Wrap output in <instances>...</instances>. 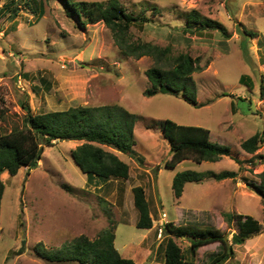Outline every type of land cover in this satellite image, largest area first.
<instances>
[{
  "label": "rangeland",
  "instance_id": "1",
  "mask_svg": "<svg viewBox=\"0 0 264 264\" xmlns=\"http://www.w3.org/2000/svg\"><path fill=\"white\" fill-rule=\"evenodd\" d=\"M121 1L129 11L151 18L143 29L132 28V40L162 47L170 44L175 53L187 52L198 59L203 68L194 80L197 101L203 105L168 93L145 95L151 86L146 71L155 59L125 55L104 23L87 21L85 27L80 26L74 15H67L62 0H0V134L23 126L22 102L34 113L118 103L139 116L136 155L115 151L130 166L127 180L106 182L98 176L89 180L72 156L81 143L75 140H56L45 146L38 165L30 170L21 168L13 176L0 174L6 184L0 264H73L50 258L66 254L81 234L95 238L111 222L115 245L123 256L137 264H163L168 221L177 226L217 228L232 242L238 228L228 226L223 212L264 219V201L252 186L261 182L264 145L254 154L241 147L245 139L264 129V98L260 97L264 0ZM194 10L222 23L229 36L218 29L182 31L187 14ZM244 28L257 34L249 37L248 59L241 47ZM243 75L249 82L240 81ZM168 118L208 128L210 140L233 148L234 158L223 156L202 163L187 159L167 168L171 154L162 123ZM186 169L233 170L237 176L188 181L182 196L176 198L173 177ZM137 185L144 186L151 204L154 223L150 229L136 226L132 188ZM175 240L183 249L190 245L186 237ZM233 246L236 255L224 264H264V230ZM220 249L218 241L202 246L194 264H207Z\"/></svg>",
  "mask_w": 264,
  "mask_h": 264
},
{
  "label": "trees",
  "instance_id": "2",
  "mask_svg": "<svg viewBox=\"0 0 264 264\" xmlns=\"http://www.w3.org/2000/svg\"><path fill=\"white\" fill-rule=\"evenodd\" d=\"M14 2V0H12ZM67 15H74L80 26L86 22H102L108 27L116 44L127 56L140 57L150 55L155 59L154 65L146 74L151 86L144 91L147 96L156 93H168L182 96L187 102L196 106L203 105L197 101V87L194 74L203 67L198 59L187 52L173 51L172 45L164 47L144 40H132V28L144 27L151 18L146 13L129 11L121 0L86 1L62 0ZM160 13L157 7H152ZM16 14V13H15ZM199 24L194 26L193 24ZM201 28L218 29L226 37L227 28L220 22L202 17L197 11L187 14V21L182 27L185 33L199 32ZM241 47L244 56L249 58L248 41L257 35L253 30L244 28L241 32ZM241 82H249L243 75ZM260 97L264 98V77L260 80ZM25 109L23 126L15 127L10 132L0 134V174L8 172L16 175L21 168L28 170L36 167L42 157L44 148L53 145L56 140L81 141L73 150L72 156L80 168L88 174L89 180L94 176L104 181L112 179L127 180L130 177V166L115 152L130 156L136 155L135 127L139 120L136 113L121 104L97 106L77 105L63 110L34 113L29 104L22 102ZM163 135L168 141L171 158L166 160L167 168H175L184 160L191 159L197 163L218 161L223 156L234 158V149L212 142L210 130L198 125L179 124L172 119L162 123ZM264 145V129L257 131L241 143L248 153L254 154ZM239 162V160H237ZM237 171L199 172L186 169L177 172L172 180V188L176 198H180L188 181H201L205 177L216 180L235 178ZM261 182L252 186L264 201V171L260 174ZM6 184L0 177V239L2 236L1 208ZM133 203L138 211L136 226L150 229L154 219L151 204L147 199L144 186L132 188ZM228 226L235 224L238 231L233 233L229 242L222 230L217 228H196L177 226L168 221L164 225L166 243L164 246L163 264H194V257L202 246L212 242H220L221 249L212 255L207 264H224L236 255L234 244H243L247 239L264 230V219L260 222L253 215L223 212ZM175 237H186L190 241L187 249H183ZM115 225L110 223L101 229L95 238L81 234L74 238L66 254L57 253L50 259L73 264H137L132 258L123 256L115 245Z\"/></svg>",
  "mask_w": 264,
  "mask_h": 264
},
{
  "label": "built area",
  "instance_id": "3",
  "mask_svg": "<svg viewBox=\"0 0 264 264\" xmlns=\"http://www.w3.org/2000/svg\"><path fill=\"white\" fill-rule=\"evenodd\" d=\"M162 229V228H161ZM161 229H160V235L162 234V231H161Z\"/></svg>",
  "mask_w": 264,
  "mask_h": 264
},
{
  "label": "water",
  "instance_id": "4",
  "mask_svg": "<svg viewBox=\"0 0 264 264\" xmlns=\"http://www.w3.org/2000/svg\"><path fill=\"white\" fill-rule=\"evenodd\" d=\"M225 238H227L226 235H225Z\"/></svg>",
  "mask_w": 264,
  "mask_h": 264
}]
</instances>
